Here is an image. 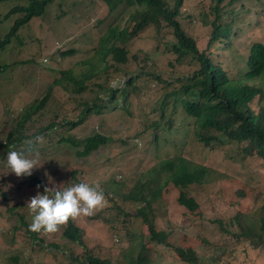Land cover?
Returning <instances> with one entry per match:
<instances>
[{"label":"rangeland","instance_id":"374dc122","mask_svg":"<svg viewBox=\"0 0 264 264\" xmlns=\"http://www.w3.org/2000/svg\"><path fill=\"white\" fill-rule=\"evenodd\" d=\"M229 1L241 10L231 25L230 42H222L223 46L213 45L208 51L215 62L221 53V68L229 76L236 77L246 71L244 59L251 45L256 42L264 44V0H227L222 4V14L226 12L224 6ZM29 2L0 0V41L21 17L20 14L8 16L10 11L27 6ZM214 5L215 0H185L180 9L183 15L181 26L200 50L206 48L210 36L208 23L213 19L211 9ZM126 15L127 11L120 7L109 14L101 0H54L46 6L41 17L32 19L19 29L16 37L0 50V66L6 67L0 72V146L5 147L7 132L32 105V100H37L50 86L52 69L49 68L69 65L66 61L56 65L57 52L71 46L81 47L90 36H93L90 49L94 48L98 37L109 25H125ZM225 16L224 13L221 23L227 24L228 17ZM86 24L88 29L82 34L81 27ZM174 42L164 27L159 39L154 38V30H148L128 44V63L121 67L120 75L109 80L114 88L125 90V95L118 92L116 99L108 104L104 113L111 116H87L81 133L75 135L83 139L98 132L111 137L114 140L112 144L99 148L84 160L77 159L71 148L63 146L59 149L60 145L56 143L67 135L66 132L46 129L53 114H62L58 116L60 118L66 115V120L73 121H77L79 114L76 111L65 113L63 108L69 96L58 88L42 116L27 122L20 132L28 138H18L6 147L10 151L26 152L30 147L26 142L33 141L31 147L39 151L40 158L32 175L44 181L47 187L86 182L98 184L103 192L107 191L110 199L113 196L112 201L105 198L104 206L95 210L93 215L71 219L82 229V245L66 242L58 231L50 235L38 234L45 241L44 246L56 245L57 250L47 247L25 250L17 246L24 243L21 236L14 237L17 245L5 246L13 239L10 234L17 229L15 218L22 214L29 219L27 202L37 192L43 194L44 189L36 185L29 187V176L17 178L9 173L7 155L1 150L3 148L0 149V264H14L10 260L14 254L20 256V263L28 257L25 264H70L71 261L89 264L84 260L89 254L111 264H131L138 251L139 235L142 231L145 236L148 233L142 223H135L132 218L136 204L124 200L123 195L139 181H145L147 177L144 175L154 163L175 156H183L206 167L209 176L205 179L208 183L193 185L188 190L187 195L198 203L194 213L177 205V191L170 187L168 193L153 204L154 224L157 230L164 229L167 233L168 246L194 250L199 264H264V248L250 247L243 238L240 244L231 239V234H240L239 226L251 233H259V219L264 218L262 162L242 154L243 145L228 143L214 150L202 146L195 141L190 131L192 123L181 108L178 113L184 117L177 114L170 129L165 124L169 111L161 117L162 99L173 88L167 87L166 83L190 75L198 67L190 57L181 65L174 62L176 56L171 51ZM224 45L229 46L227 53L221 51L226 48ZM76 53L74 62L89 57L84 50ZM133 56L138 58L137 63ZM25 60L31 62L23 63ZM123 72L125 74L122 75ZM129 78L134 81L133 86L126 85ZM102 99L108 100L106 97ZM251 105L254 111L264 110V92ZM155 123L160 127L155 128ZM32 127H37V130L33 131ZM153 133L157 135L156 140ZM38 135L42 137L39 142L36 141ZM72 171L77 172L74 174ZM240 191L244 192L245 198L237 196ZM114 194H119V197ZM237 216L241 224L236 222ZM216 221H220L222 228L229 233H224ZM142 243L150 249V264H181L167 246L148 243L144 236Z\"/></svg>","mask_w":264,"mask_h":264},{"label":"trees","instance_id":"16d2710c","mask_svg":"<svg viewBox=\"0 0 264 264\" xmlns=\"http://www.w3.org/2000/svg\"><path fill=\"white\" fill-rule=\"evenodd\" d=\"M52 1L54 0H30L27 6L13 8L8 16L20 14L21 17L14 22L5 38L0 41V50L10 42L11 38L16 37L21 27L28 24L32 19L41 17L46 6ZM184 1L101 0L109 14L116 12L119 7L123 11H127L125 25L118 23L109 25L98 37L96 45L92 49L90 48L93 43V36L87 38L84 35L87 39L86 44L81 47L71 46L57 52L58 61H55L56 65H60L64 61L68 62L69 65L65 68H49L52 69L50 86L37 100H32V105L17 118L4 138L5 147L0 146V149L3 148L1 150L7 155L10 150L6 147L8 148L9 144L14 143L18 138L19 140L28 138L20 132L27 122L37 116H42L47 110L54 90L58 88L60 92L69 96V100L63 108L65 113L76 111L79 114L77 121L66 120V115L60 118L58 116L62 114H53L54 117L49 121L46 129L52 132H66L67 135L56 143V145H60L59 149L63 146L71 148L74 150L77 159L84 160L99 148L112 144L114 140L111 137L98 132L83 139H78L75 135L81 133V127L87 116L97 115L101 118L111 116L104 112L108 104L116 99V94L121 90L111 86L109 80L120 75L121 67L128 63L130 56L128 44L148 30H154V38L159 39L161 29L165 27L175 40L171 46V51L176 56L174 62L181 65L187 57H190L198 66L192 74L174 79L172 83H166L167 87H173L162 99L164 104L160 107L161 117L166 111H169V117L165 121L167 128L170 129L173 126L174 117L177 114L182 116L178 113L179 108H181L187 120L192 123L190 131L196 142L212 150L219 149L228 143L243 145L242 154L259 159L264 168V110L254 111L251 105L255 98H260L264 92V44L256 42L251 45L246 59H244L246 66L244 74H239L236 77L229 76L219 63L222 54L218 55L215 62L210 58V51L208 50L213 45L223 46L222 42H230L231 25L234 24V19L238 17L241 10L238 7L235 8L234 3L229 1L225 3L226 12L222 14V4L227 0H215V5L211 9L213 19L208 23L211 27L210 36L206 48L200 50L180 23V19L183 17L180 14V9ZM224 13L226 14L225 17H228L229 23L227 24L221 23ZM86 28L88 29L87 24L81 27L82 34ZM89 31L92 32V28ZM224 46L226 48L221 49V51L227 53L229 46ZM77 50H84L89 57L81 62L76 61L77 63L72 61ZM132 58L135 63L138 62L137 57L133 56ZM30 62L31 60L23 61V63L28 64ZM5 68V66H0V72ZM156 80L159 81V78L156 77ZM133 84L134 81L131 78L126 82L128 86H133ZM124 92L125 90L121 91L122 96L125 95ZM102 97H106L108 100L103 101ZM168 100L171 102L167 103ZM55 126L57 127L54 128ZM154 126L155 128L160 127L157 123ZM32 130L36 131L37 127H32ZM153 136L154 139L157 137L155 133ZM72 172L75 174L77 171ZM74 174L72 175L76 176ZM144 176L147 177L145 181H139L130 192L123 195L124 200L136 204L132 218L135 223H142L148 233L145 236L142 231L139 235L138 251L132 258L131 264L152 263L148 254L150 249L142 243L143 236L147 238L148 243H153L155 246H167L177 256V260L181 264H199L194 250L168 246L166 242L167 233L164 229L157 230L154 224L155 215L152 207L162 198L163 194L168 193L167 189L170 187L177 191V205L190 213H194L198 209V203L194 198L187 195L188 190L193 185L201 186L208 183L205 179L209 176V170L202 165L188 161L183 156H175L173 158L165 157L157 161L152 167H149ZM28 185L29 187L36 185L43 189L47 186L44 181L34 175L29 176ZM118 185L120 187V183ZM103 193L105 198L112 201L113 196L110 199L107 191ZM114 196L119 197V194H114ZM237 196L245 198L242 191L238 192ZM28 212L29 209L27 208V214ZM31 217L29 212V219H27V215L22 214L15 218V222H18L17 229L14 230L13 234H10L13 239L9 243H5V246L17 245L14 237L21 236L24 243L17 246L25 250L30 251L34 247L39 249L47 247L43 245L45 241L40 239L38 234L28 230ZM235 220L241 224L238 216ZM167 223L165 221V224ZM216 223L224 233H229L228 230L222 228L220 221H216ZM259 224V233H251L246 228L239 226L240 234H231V239L240 244L243 238L250 247L264 248L263 217L259 219ZM59 231L66 242L82 245V229L75 225L71 219ZM134 236L138 238L135 233ZM49 246L53 247L47 248L57 250L56 245ZM71 256L74 261H77L76 257L72 254ZM10 257L14 264H25L29 259L27 257L20 263L19 255L14 254ZM84 260L89 264H111L106 259L102 260L90 254ZM72 263L76 264V262L71 261L70 264Z\"/></svg>","mask_w":264,"mask_h":264},{"label":"clouds","instance_id":"9594fccd","mask_svg":"<svg viewBox=\"0 0 264 264\" xmlns=\"http://www.w3.org/2000/svg\"><path fill=\"white\" fill-rule=\"evenodd\" d=\"M41 140L42 137H36L37 142ZM135 142L137 143V141ZM26 143L30 145L26 152L12 150L7 153L6 167L9 169V173L15 174L17 178L31 176L33 170L38 168L40 153L31 147L33 141ZM49 182L51 183V179ZM105 203L104 193L98 184L90 185L86 182H79L68 184L66 187L61 185L46 186L43 194L37 192L27 202L26 207L32 216L28 230L43 235L56 233L70 219L81 215L91 216Z\"/></svg>","mask_w":264,"mask_h":264}]
</instances>
